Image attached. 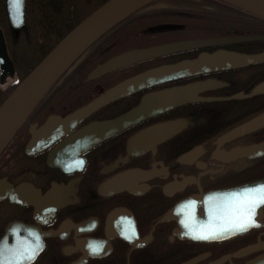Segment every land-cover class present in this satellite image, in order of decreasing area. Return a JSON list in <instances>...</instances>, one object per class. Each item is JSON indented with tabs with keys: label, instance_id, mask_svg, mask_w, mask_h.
<instances>
[{
	"label": "flooded vegetation",
	"instance_id": "af4514ba",
	"mask_svg": "<svg viewBox=\"0 0 264 264\" xmlns=\"http://www.w3.org/2000/svg\"><path fill=\"white\" fill-rule=\"evenodd\" d=\"M99 1L74 3L65 33ZM27 10L26 2L14 29L0 0V103L63 28ZM130 23L94 45L57 89L92 82L93 92L74 91L60 111L48 98L0 156V264H264V205L258 227L224 239H195L181 223L200 229L208 197L225 213L223 197L264 184V91L251 93L264 82V59L247 61L264 58V21L222 0H154ZM198 39L225 42L170 47L84 81L128 50ZM133 77L122 96L38 132L50 115H70ZM34 124L41 142L27 151ZM189 200L195 205L182 208ZM34 248V259H19Z\"/></svg>",
	"mask_w": 264,
	"mask_h": 264
},
{
	"label": "water",
	"instance_id": "95a60500",
	"mask_svg": "<svg viewBox=\"0 0 264 264\" xmlns=\"http://www.w3.org/2000/svg\"><path fill=\"white\" fill-rule=\"evenodd\" d=\"M154 0H108L93 11L67 33L49 53L27 74L16 86L9 97L0 106V153L8 146L31 112L36 108L46 93L55 86L62 76L75 66L82 55L102 36L111 31L122 21L137 13ZM264 20V0H222ZM24 2L20 0L18 6L12 0H6L7 12L11 26L19 29L24 23ZM158 26L151 29H164ZM225 42L214 40H191L177 42L170 45L156 46L145 49H132L120 53L103 63L97 64L86 76L85 81L95 79L109 71L151 57L157 53L171 51L168 48H183L186 46L202 45L203 43ZM165 49V50H164ZM264 58L254 55L247 58L248 62L256 63ZM138 77L124 81L102 93L99 97L85 104L77 111L65 117L51 115L38 132H46L47 127L57 123L76 122L95 109L107 103L110 99L127 93ZM264 91V82L251 93ZM31 138L26 150L36 147L41 142L38 133L31 130ZM39 141V142H38ZM264 154V148H259ZM252 154V153H250ZM11 196V192H7Z\"/></svg>",
	"mask_w": 264,
	"mask_h": 264
},
{
	"label": "snow or ice",
	"instance_id": "6c2138e0",
	"mask_svg": "<svg viewBox=\"0 0 264 264\" xmlns=\"http://www.w3.org/2000/svg\"><path fill=\"white\" fill-rule=\"evenodd\" d=\"M16 6L19 5L20 0H12ZM83 161H78L75 167H81ZM216 197H208L209 203V222L200 229H193L188 220H182L181 223L189 229L185 235H191L195 239L203 240H218L228 238L237 234L245 233L253 227H258L259 224L255 219L256 209L264 205V184H259L255 187L245 188L240 193H231L223 197L227 203L228 211L220 213L214 203ZM194 200L187 201L182 205V208H191L195 205ZM135 235L133 232L128 236L129 239ZM39 247L37 243L36 248ZM92 251L98 252V247H92ZM36 249H32L27 253H20V260H32L35 258Z\"/></svg>",
	"mask_w": 264,
	"mask_h": 264
},
{
	"label": "rangeland",
	"instance_id": "374dc122",
	"mask_svg": "<svg viewBox=\"0 0 264 264\" xmlns=\"http://www.w3.org/2000/svg\"><path fill=\"white\" fill-rule=\"evenodd\" d=\"M27 1V3H28V9L29 10H27L29 13H30V15H29V17H30V19H33V20H35L36 19V14L38 13V11H39V8L40 7H43V5H45V4H49V8L50 7H52V4L51 3H53L55 6H57V5H59V4H61V2H62V0H26ZM48 1V2H47ZM84 1L85 0H64L63 2V4H62V7L60 8L61 10H59V14L60 13H64V16H63V21L62 22H56V25H60V26H64L65 24H71L73 21L72 20H74L73 19V16H74V3H75V5L77 6V7H82L83 6V4H84ZM98 1L99 0H95V5L96 4H98ZM43 2H45L44 4H43ZM49 2H51V3H49ZM100 2V1H99ZM92 4L94 5V2L92 1ZM49 24V23H48ZM72 25V24H71ZM130 25H133V23H127L125 26H130ZM70 26V25H69ZM69 26H67V27H69ZM54 26H49V28L50 29H52ZM120 27H124V26H120ZM67 28H62V30L59 32L60 34H59V36H61V35H63L64 33H65V30H66ZM47 29L45 28V38L47 37ZM111 33H113V34H115L114 36H116V35H118L119 34V32L118 33H116V31L114 30V31H112ZM58 35V34H57ZM56 35V36H57ZM109 35V34H108ZM56 36H55V38H56ZM56 44H54L52 47H50L49 49H46V51H50L54 46H55ZM119 46V47H118ZM118 46H116V48L118 47L119 49H122L123 48V46L122 45H118ZM47 52V53H48ZM44 57H42L41 59H40V61L43 59ZM39 61V62H40ZM28 73L32 70V68H28ZM27 73V74H28ZM27 74L23 77V79L27 76ZM84 76H82V78H83ZM22 79V80H23ZM21 80V81H22ZM85 81V80H84ZM62 84H60L59 85V87L61 86ZM68 86H70V87H68ZM61 90H57V89H54V91L50 94V96H49V98H50V100H49V105L50 106H52L54 109H55V111H57V110H64V108H65V106H66V102H68L69 100H70V94L71 93H73L74 91H79V92H84L85 94H90V93H92L93 92V90L95 89V87H94V85H93V83L92 82H88V83H82V84H80V85H72L71 83H67L66 85H65V87L62 89V87L60 88ZM57 90V91H56ZM53 95V96H52ZM44 110V109H43ZM36 116V115H35ZM28 121V120H27ZM26 121V122H27ZM25 122V123H26ZM24 123V124H25ZM17 142V141H16ZM14 143H15V141H14ZM13 143V144H14Z\"/></svg>",
	"mask_w": 264,
	"mask_h": 264
},
{
	"label": "trees",
	"instance_id": "16d2710c",
	"mask_svg": "<svg viewBox=\"0 0 264 264\" xmlns=\"http://www.w3.org/2000/svg\"><path fill=\"white\" fill-rule=\"evenodd\" d=\"M106 1V0H105ZM105 1H103L102 0V3L103 2H105ZM48 2V1H47ZM101 2V1H100ZM45 2H43V4H44ZM49 3H51V2H49ZM64 2H61V4H59V5H57V6H55L53 3H51L52 4V7H50L49 8V4L47 3V4H45V5H43V7H40L39 8V10H41L42 12H43V16H42V19H43V21H44V23L46 24V26H53V25H56V22H62L63 21V16H64V13L62 12V13H60L59 14V10H61L60 8L62 7V4H63ZM29 10V9H28ZM134 15H132L130 18H128L127 20H125L124 22H122V23H120L119 25H117V27H120V26H125L127 23H129L134 17H133ZM133 17V18H132ZM49 23V24H48ZM75 26V25H74ZM73 26V27H74ZM72 27V28H73ZM71 28V29H72ZM70 29V30H71ZM69 30V31H70ZM69 31H67V32H69ZM66 32V33H67ZM66 33H64L63 35H61V36H59V38H58V40H60L61 38H63L64 36H65V34ZM104 38V37H103ZM103 38H101L100 40H102ZM100 40H98L97 42H99ZM96 42V43H97ZM95 43V44H96ZM94 44V45H95Z\"/></svg>",
	"mask_w": 264,
	"mask_h": 264
},
{
	"label": "bare ground",
	"instance_id": "6f19581e",
	"mask_svg": "<svg viewBox=\"0 0 264 264\" xmlns=\"http://www.w3.org/2000/svg\"><path fill=\"white\" fill-rule=\"evenodd\" d=\"M49 53V52H48ZM48 53H46L43 57H45ZM38 64V63H37ZM36 64V65H37ZM35 65V66H36ZM34 66V67H35ZM74 71V66L73 67H71V69H70V71L69 72H67V73H65L63 76H62V78L59 80V82L55 85V86H53L47 93H46V95L40 100V102L38 103V105L36 106V108L31 112V114L28 116V118H30V117H32V116H34L35 115V113L40 109V107L42 106V104L49 98V96H50V94L54 91V89H58L59 88V85L62 83V81H65L66 79H67V77L69 76V74H71L72 72ZM12 93V92H11ZM10 93V94H11ZM9 94V95H10ZM9 95L0 103V106H1V104L9 97ZM27 118V119H28ZM47 120V119H46ZM24 124V123H23ZM23 126V125H22ZM22 126H21V128L18 130V132H17V134L14 136V138L12 139V141L10 142V143H12L17 137H18V134H19V132H20V130L22 129ZM34 126H35V124L34 125H32L31 126V128H30V133H31V130L33 131V129L32 128H34ZM40 129V128H39ZM38 129V130H39ZM34 132H36V131H33V133ZM39 142V141H38ZM39 144V143H38ZM7 149L5 148L1 153H0V156H2L3 154H4V152L6 151Z\"/></svg>",
	"mask_w": 264,
	"mask_h": 264
}]
</instances>
